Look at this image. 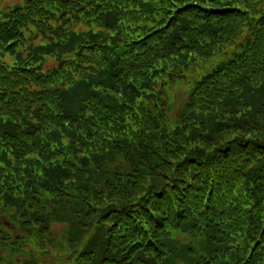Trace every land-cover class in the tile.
I'll return each instance as SVG.
<instances>
[{"label": "trees", "instance_id": "16d2710c", "mask_svg": "<svg viewBox=\"0 0 264 264\" xmlns=\"http://www.w3.org/2000/svg\"><path fill=\"white\" fill-rule=\"evenodd\" d=\"M0 3L1 260L264 264V0Z\"/></svg>", "mask_w": 264, "mask_h": 264}, {"label": "rangeland", "instance_id": "374dc122", "mask_svg": "<svg viewBox=\"0 0 264 264\" xmlns=\"http://www.w3.org/2000/svg\"><path fill=\"white\" fill-rule=\"evenodd\" d=\"M8 1H14V0H3V3L8 2ZM0 6H2V3H0ZM185 94H186V90H185L183 84L181 86H179V87L170 88V94L166 97L165 102L168 105L169 104H172V109H171L172 110L171 111V117L172 118H175V116L177 114V111L179 110V108L182 107V104H183V102H184V100L186 98L184 96ZM1 222H2V224H4L5 229L6 228H12L13 227V226H11L8 223V221H7L6 218L2 219ZM58 225H61V224H58ZM56 227L57 228H60V226H56ZM10 234L12 235L13 232L10 233ZM0 257L1 258L2 257H5V254H0ZM22 261H24L22 258H17V257L14 258V259H11V262L12 263H16V264H20ZM0 264H7V263L0 259Z\"/></svg>", "mask_w": 264, "mask_h": 264}]
</instances>
